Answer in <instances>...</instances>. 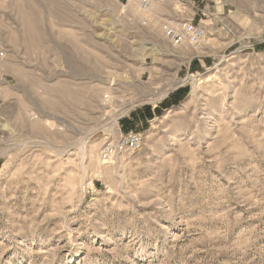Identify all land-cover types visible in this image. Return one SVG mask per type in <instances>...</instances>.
<instances>
[{"label": "rangeland", "instance_id": "rangeland-1", "mask_svg": "<svg viewBox=\"0 0 264 264\" xmlns=\"http://www.w3.org/2000/svg\"><path fill=\"white\" fill-rule=\"evenodd\" d=\"M0 52V264H264V0H0Z\"/></svg>", "mask_w": 264, "mask_h": 264}, {"label": "built area", "instance_id": "built-area-1", "mask_svg": "<svg viewBox=\"0 0 264 264\" xmlns=\"http://www.w3.org/2000/svg\"><path fill=\"white\" fill-rule=\"evenodd\" d=\"M125 4L131 0H121ZM151 0H140V8L146 9L150 5ZM205 16L204 13H202ZM164 37L176 47L190 45L199 47L205 39V29L203 25L195 24L194 19H186L179 26L171 22H165L162 26ZM3 54L0 52V58ZM108 99V96L105 97ZM142 133L137 130H131L127 133H122L119 129V134L114 141L107 142L103 145L99 158L102 162H109L121 154H128L139 149L142 144Z\"/></svg>", "mask_w": 264, "mask_h": 264}, {"label": "crops", "instance_id": "crops-1", "mask_svg": "<svg viewBox=\"0 0 264 264\" xmlns=\"http://www.w3.org/2000/svg\"><path fill=\"white\" fill-rule=\"evenodd\" d=\"M121 129V128H120ZM123 129V128H122ZM125 130H120L122 133H127V132H129V131H131V130H137V128H134V129H130V130H128V128L126 127V128H124Z\"/></svg>", "mask_w": 264, "mask_h": 264}, {"label": "bare ground", "instance_id": "bare-ground-1", "mask_svg": "<svg viewBox=\"0 0 264 264\" xmlns=\"http://www.w3.org/2000/svg\"><path fill=\"white\" fill-rule=\"evenodd\" d=\"M165 96H166V95L163 94L162 96L159 97V100L162 99V98H164Z\"/></svg>", "mask_w": 264, "mask_h": 264}]
</instances>
